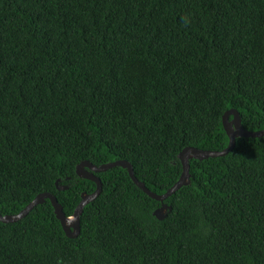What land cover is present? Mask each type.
I'll list each match as a JSON object with an SVG mask.
<instances>
[{"label":"trees","instance_id":"16d2710c","mask_svg":"<svg viewBox=\"0 0 264 264\" xmlns=\"http://www.w3.org/2000/svg\"><path fill=\"white\" fill-rule=\"evenodd\" d=\"M231 110L264 130V0H0L2 216L50 193L71 217L84 161L163 195L185 148L228 147ZM97 177L78 238L47 200L0 222V264H264V137L190 160L163 220L127 169Z\"/></svg>","mask_w":264,"mask_h":264},{"label":"water","instance_id":"95a60500","mask_svg":"<svg viewBox=\"0 0 264 264\" xmlns=\"http://www.w3.org/2000/svg\"><path fill=\"white\" fill-rule=\"evenodd\" d=\"M233 117V120H230V117ZM223 125L225 132L229 137L228 147L222 151H203L198 150L196 148H185L179 154V160L182 164V175L179 181L170 188L165 194L158 195L150 191L145 184L140 182L134 174V170L132 165L127 161H117L110 164L95 166L91 162L84 161L80 163L76 168V173L78 177L82 179L89 180L96 184V191L93 194L82 195V200L78 207L76 208L74 214L71 217H66L63 212V207L59 204L56 196L50 193H43L38 195L24 210H22L19 214L13 216H2L0 215V222L2 223H16L26 218L37 206L42 205L45 201L49 200L54 208L56 218L60 221L61 226L65 235L70 239H76L79 237L81 233V216L83 215L85 207L91 202L95 201L103 190V185L101 179L97 177V174L105 172L109 169L115 167H122L128 170L129 176L131 177L134 184L141 189L148 197L151 199L163 203L165 200L173 196L177 191H179L182 187L186 186L190 182V160H207L210 158H220L231 153L235 146L238 138H261L264 137V130L259 132H249L245 130L242 126V120L239 112L237 110H231L227 112L223 119ZM57 189L59 191L67 190V187H59L57 183ZM171 207L167 204L161 206V208L157 209L154 212V216L163 220L166 216V212L170 210Z\"/></svg>","mask_w":264,"mask_h":264}]
</instances>
